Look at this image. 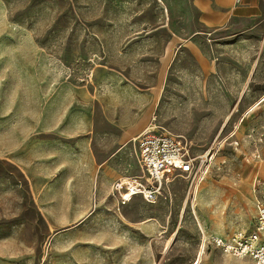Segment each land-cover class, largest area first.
I'll list each match as a JSON object with an SVG mask.
<instances>
[{"label":"rangeland","instance_id":"1","mask_svg":"<svg viewBox=\"0 0 264 264\" xmlns=\"http://www.w3.org/2000/svg\"><path fill=\"white\" fill-rule=\"evenodd\" d=\"M263 95L264 11L210 37L193 0H0V264H195L205 236L202 264H244L211 237L253 230L264 204ZM38 119L46 170L29 166ZM151 126L215 154L154 203L123 200L144 182L133 142L100 170L60 142Z\"/></svg>","mask_w":264,"mask_h":264},{"label":"built area","instance_id":"2","mask_svg":"<svg viewBox=\"0 0 264 264\" xmlns=\"http://www.w3.org/2000/svg\"><path fill=\"white\" fill-rule=\"evenodd\" d=\"M135 143L137 162L144 182L129 188V192L123 195L125 202L130 196L141 194L145 201L154 203L169 181V172H179L182 176L193 178V181L199 180L207 174L212 160L209 153L193 156L185 138L157 126L145 129L135 139ZM256 187L264 200V184L259 182ZM211 243L224 255L247 259L250 264H264V204L260 207L254 230H237L227 237L213 236Z\"/></svg>","mask_w":264,"mask_h":264},{"label":"crops","instance_id":"3","mask_svg":"<svg viewBox=\"0 0 264 264\" xmlns=\"http://www.w3.org/2000/svg\"><path fill=\"white\" fill-rule=\"evenodd\" d=\"M193 4L198 12L200 25L202 29L206 31L208 36L210 37L216 33L229 30L232 27V25L235 23L245 22L247 20L258 18L263 14L264 11L263 0H193ZM122 124L123 123L120 121L119 125L122 126ZM71 128H76V127L75 125H73L70 126L68 129L70 130ZM142 132L143 130L140 133H138L134 139L130 141L126 139L111 137V136L102 137L95 134L76 135V133L79 132H75L74 135H70L73 134L71 132L66 136V138L68 139H66L65 141L61 140L60 142L63 144L64 143L74 144L75 142L78 143L77 149L79 150L80 153L83 154L86 166L92 170H97V169L100 170L101 168H105V167L111 168L112 162L117 160L116 158L123 156L124 154L128 155V151L132 150V147L128 146V144L131 142H133L134 151L136 155L137 146L135 143V139ZM24 138L26 137H23V139L20 140L21 143H25ZM29 138H30L29 143L39 145V147L36 148L39 155L37 156V158H35L34 161L30 160V164H29L30 168H37L43 170L50 169L49 156L51 155L50 154L51 145L54 142L52 138V124L48 123L45 120L43 121L38 119L35 123L34 131L29 136ZM102 154H106L104 160L99 161L97 158H99ZM259 171L261 172L262 168H259ZM148 228H152V227L149 226ZM220 237H226V236H220ZM236 260H239L244 264H250V261L247 259L244 260L236 259Z\"/></svg>","mask_w":264,"mask_h":264},{"label":"bare ground","instance_id":"4","mask_svg":"<svg viewBox=\"0 0 264 264\" xmlns=\"http://www.w3.org/2000/svg\"><path fill=\"white\" fill-rule=\"evenodd\" d=\"M263 103H264V98L262 99L261 102H259V105H261V104H263ZM259 105H257V106H259ZM214 156H215V154L213 155L212 159L214 158ZM201 179H203V177H202ZM127 197H128V196H127ZM132 200H133V198L130 199V200L128 199L127 202H131ZM194 214L197 215L196 212H194ZM205 243H206V236L204 237L203 246H202V248H201V250H200V252H199V255H198V258H197L195 264H202V262H203V258H204V255H205Z\"/></svg>","mask_w":264,"mask_h":264}]
</instances>
